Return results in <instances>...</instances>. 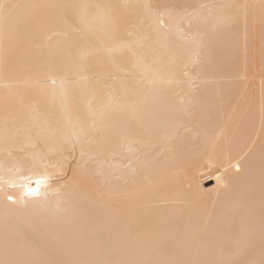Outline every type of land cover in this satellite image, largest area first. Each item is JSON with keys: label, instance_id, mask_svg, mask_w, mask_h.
Returning a JSON list of instances; mask_svg holds the SVG:
<instances>
[{"label": "bare ground", "instance_id": "obj_1", "mask_svg": "<svg viewBox=\"0 0 264 264\" xmlns=\"http://www.w3.org/2000/svg\"><path fill=\"white\" fill-rule=\"evenodd\" d=\"M0 264H264V0H0Z\"/></svg>", "mask_w": 264, "mask_h": 264}, {"label": "snow or ice", "instance_id": "obj_2", "mask_svg": "<svg viewBox=\"0 0 264 264\" xmlns=\"http://www.w3.org/2000/svg\"><path fill=\"white\" fill-rule=\"evenodd\" d=\"M41 183L40 180H36V184L39 185ZM27 194L28 195H33V194H38V188H32V187H27Z\"/></svg>", "mask_w": 264, "mask_h": 264}]
</instances>
